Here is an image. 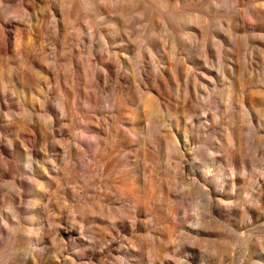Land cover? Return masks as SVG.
<instances>
[{
  "label": "rangeland",
  "instance_id": "rangeland-1",
  "mask_svg": "<svg viewBox=\"0 0 264 264\" xmlns=\"http://www.w3.org/2000/svg\"><path fill=\"white\" fill-rule=\"evenodd\" d=\"M0 264H264V0H0Z\"/></svg>",
  "mask_w": 264,
  "mask_h": 264
}]
</instances>
